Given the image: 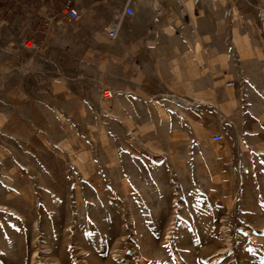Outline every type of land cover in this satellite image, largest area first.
<instances>
[{
    "label": "rangeland",
    "instance_id": "obj_1",
    "mask_svg": "<svg viewBox=\"0 0 264 264\" xmlns=\"http://www.w3.org/2000/svg\"><path fill=\"white\" fill-rule=\"evenodd\" d=\"M114 3L90 17L111 19ZM133 3L141 20L114 40L108 20L103 41L86 25L56 62L2 61L0 264H264V6L231 21L224 0L172 3V28L249 29L256 43L226 67L220 46L202 54L226 37L199 36V80L214 83L191 105L171 91L145 104V26L163 16Z\"/></svg>",
    "mask_w": 264,
    "mask_h": 264
},
{
    "label": "crops",
    "instance_id": "obj_2",
    "mask_svg": "<svg viewBox=\"0 0 264 264\" xmlns=\"http://www.w3.org/2000/svg\"><path fill=\"white\" fill-rule=\"evenodd\" d=\"M198 0H185L189 6L194 8ZM227 5L239 9L244 3L253 8L262 9L264 0H224ZM67 0H0V65L6 57L15 56L20 59L32 57L33 53H46L53 61H58L59 55L70 49L71 41L80 43L85 40L87 32L86 25L89 28L99 27L98 41H103V25L108 20L110 23L115 21V14L122 11L126 5H131L135 9L133 19L125 17L123 22L138 23L141 19L137 13V6L133 0H115L113 11H116L111 19H97L93 21L90 13L96 14L98 10V0H90L87 5L85 0H74V5L80 12L77 20H71L63 13V8ZM150 3L154 14V0H145ZM173 0H159L163 9V20H158L157 26L150 27L148 22L145 26V104L151 101L159 100L163 93L171 91L177 96L182 97L184 101L198 98L199 84H213V81L199 80V50L198 37H212L221 35V45H208L203 51L206 60H213L214 50L220 46L218 55L226 62L222 66L229 67L230 60L238 53L241 61L249 59L251 56L243 55L244 51H251L253 43L250 39L249 29H210L208 31H199L197 27L172 28L178 18V11L173 8ZM134 4V5H133ZM241 14L240 20L243 21ZM53 21L55 32L46 37V24ZM70 21L76 22L83 29L77 32H71L69 28ZM193 22L191 21V24ZM142 30V29H141ZM140 30V31H141ZM106 31V29H105ZM119 31V30H118ZM133 31L131 35L136 39L144 36V30ZM107 33V31H106ZM108 35V33H107ZM109 37V35H108ZM201 40V41H202ZM32 43L34 46H40L39 50L26 46ZM215 46V47H214ZM204 74L202 73V76ZM188 99V100H187ZM231 94L228 93L224 98L222 105L230 106ZM190 102V101H189ZM197 102V101H196ZM194 103V102H192ZM201 104L213 105L208 101ZM230 115V113H228Z\"/></svg>",
    "mask_w": 264,
    "mask_h": 264
},
{
    "label": "built area",
    "instance_id": "obj_3",
    "mask_svg": "<svg viewBox=\"0 0 264 264\" xmlns=\"http://www.w3.org/2000/svg\"><path fill=\"white\" fill-rule=\"evenodd\" d=\"M178 6L179 8L183 11L185 9L183 0H173ZM212 2H219V0H212ZM74 0H67L64 8H63V13H65L69 19L71 20H77L80 17V12L78 10V8L73 4ZM135 15V9L133 6L131 5H126L124 7V9L122 11H119L115 14V21L111 22L108 24V26L106 27V31L109 35V38L114 40L116 39L117 35H118V30L120 28V23L122 22V20L125 17H129L130 19H133ZM227 16L229 17V19H231V21H237L240 20L241 14L238 8L234 7V6H230L227 10ZM46 28V37H48L49 35H51L52 33L55 32V24L53 21H50L46 24L45 26ZM27 47L31 48L33 47L35 50H39L40 46L36 45L34 46L32 43H27L26 44ZM234 82L233 81H228L227 85L231 86L233 85ZM102 94L105 97H112L114 94V91L107 87L104 86L102 88ZM214 140L215 141H221L223 140L224 136L221 133H217L214 135Z\"/></svg>",
    "mask_w": 264,
    "mask_h": 264
},
{
    "label": "bare ground",
    "instance_id": "obj_4",
    "mask_svg": "<svg viewBox=\"0 0 264 264\" xmlns=\"http://www.w3.org/2000/svg\"><path fill=\"white\" fill-rule=\"evenodd\" d=\"M183 3H184V6H185L184 0H183ZM153 8H154V11L156 12L155 13L156 15H161L163 13V9H162L161 5L159 4V0H154ZM186 104L191 105L192 103H190L189 101H186ZM230 248H232V245L230 246ZM35 258L36 257H34V259ZM33 264H35V262H33Z\"/></svg>",
    "mask_w": 264,
    "mask_h": 264
}]
</instances>
